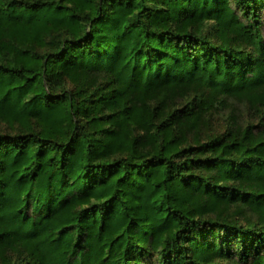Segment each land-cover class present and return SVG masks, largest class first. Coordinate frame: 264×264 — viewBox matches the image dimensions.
I'll return each instance as SVG.
<instances>
[{
    "label": "trees",
    "instance_id": "obj_1",
    "mask_svg": "<svg viewBox=\"0 0 264 264\" xmlns=\"http://www.w3.org/2000/svg\"><path fill=\"white\" fill-rule=\"evenodd\" d=\"M263 26L264 0H0V264H264Z\"/></svg>",
    "mask_w": 264,
    "mask_h": 264
},
{
    "label": "rangeland",
    "instance_id": "obj_2",
    "mask_svg": "<svg viewBox=\"0 0 264 264\" xmlns=\"http://www.w3.org/2000/svg\"><path fill=\"white\" fill-rule=\"evenodd\" d=\"M207 29H212V24L208 23L206 26ZM264 29V26H263ZM205 135H218L223 132L224 130V122L221 114L213 113L208 116L207 126L204 128Z\"/></svg>",
    "mask_w": 264,
    "mask_h": 264
}]
</instances>
